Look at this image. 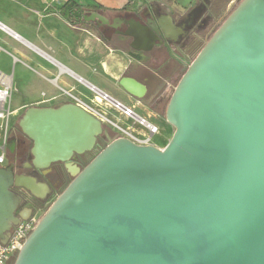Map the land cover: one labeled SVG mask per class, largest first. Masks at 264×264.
I'll list each match as a JSON object with an SVG mask.
<instances>
[{"label": "water", "instance_id": "water-1", "mask_svg": "<svg viewBox=\"0 0 264 264\" xmlns=\"http://www.w3.org/2000/svg\"><path fill=\"white\" fill-rule=\"evenodd\" d=\"M147 23L163 38L183 34L169 15ZM165 117L174 130L163 147L120 137L79 167L67 160L93 147L100 121L76 104L25 108L18 124L33 141L32 166L66 161L73 177L13 264H264V0H240L221 22ZM13 167L0 166L1 244L29 216L16 214L11 187L50 191Z\"/></svg>", "mask_w": 264, "mask_h": 264}, {"label": "crops", "instance_id": "crops-1", "mask_svg": "<svg viewBox=\"0 0 264 264\" xmlns=\"http://www.w3.org/2000/svg\"><path fill=\"white\" fill-rule=\"evenodd\" d=\"M128 2L134 8L154 3L160 15L171 18L186 13L195 4V0H0V23L6 28L0 27V72L10 78L9 107L13 116L29 105L53 96L56 98L52 100L59 101L68 97L64 95L68 93L87 109L108 117L100 107L110 105L94 99L96 92L92 87L122 103L132 100L120 92V87L125 90L131 87L132 92L128 91L135 93V97L142 95L146 86L140 72L124 75L127 61L122 54L103 44L85 24L72 22L70 15L75 5L86 11V6L93 4L102 6L101 12L106 15H116L113 11ZM172 22L178 26L173 19ZM151 32L150 48L155 45L159 49V42H151L155 36ZM191 53L188 56L182 53L181 60L177 58L181 64L177 71L181 69L183 73ZM176 70L171 71L172 76ZM153 71L150 105H156L155 101L163 97L168 82L166 76ZM137 101L133 99L131 103ZM154 117L157 118V113L150 107V121Z\"/></svg>", "mask_w": 264, "mask_h": 264}, {"label": "flooded vegetation", "instance_id": "flooded-vegetation-1", "mask_svg": "<svg viewBox=\"0 0 264 264\" xmlns=\"http://www.w3.org/2000/svg\"><path fill=\"white\" fill-rule=\"evenodd\" d=\"M239 1L240 0H195V4L186 13L178 17L172 15L174 22L177 23L178 26L184 28L183 34L179 35L175 40H172L170 37H160L159 34L152 31L147 23L149 18H154V16L161 14L154 3H148L147 5L145 3L144 7H140V12L131 11V13H124L123 15L111 14V16H109L99 11H92L100 13L107 19L106 22L99 18L85 20L84 15H88L91 12L71 9L70 15L72 17L71 19H73L72 22L76 24H85L87 27L91 28L92 32L97 35L96 37L103 44L118 50L122 54V59L127 61L126 69L123 74L128 75L133 74L134 71H139L140 79L146 87L142 95L135 97V93H130L128 90L119 86L120 92L132 101L133 99L136 101L138 100L136 103H131L132 101L128 103L119 102L107 93L92 87L93 91L97 94L94 95V99L99 97L100 101H102V96L105 95V102L111 107L114 104L108 101L107 97H111L118 103L116 107L118 121L112 120L109 117L99 116V114L87 109L82 103L68 93L64 94L68 97L61 98L59 101L52 100L56 98V96H53L36 104V107L48 108H58L67 104H76L100 121L101 131L96 135L93 147L82 153L72 154L67 161L79 167H83L109 142L120 137L128 138L139 144L145 145L151 143L155 145L152 141L154 134L150 138V131L148 130L150 128V123L156 126L157 133H159V131L166 132L170 138L171 135L169 132L171 124L166 120L165 108L176 83L181 77L180 75H182L181 69L178 71L176 70L178 66H181L178 59H180L182 53L183 56H188L191 51L192 59L195 52L199 49L197 46L201 43L202 38L208 37L207 35L214 29L215 24L220 20H224L226 17L223 9H226L227 6L232 4V10ZM221 4L224 5L221 7ZM76 11L80 13L79 16L73 14V12ZM150 31L155 35V41L161 44L159 49H157L155 45L150 48ZM153 70L168 78V82L165 84L163 97L155 101L156 105H150V75L153 74ZM172 70H176L174 76L171 75ZM150 107H153L157 113V118H151L152 121H150ZM127 110L128 113L126 114L125 111ZM22 112L24 113V110ZM120 121L124 125L120 124ZM137 126H142V130H136ZM138 132L140 134L147 133V143H140L134 140L133 136L138 135ZM12 134H15V136H12V139L16 141L15 149L9 150L8 154L5 155V163L0 166L13 163V171L15 174L22 173L33 175L38 180L46 182L50 186V191L44 199L33 196L21 187H11V190L19 196L16 214L21 212L25 216H31L34 214V211L45 206V199L55 190L56 184L54 185L53 182H56L58 185L60 182L66 181L67 179L71 180L73 175L65 168L64 164L66 161L56 160L51 162L48 167L41 169L33 167L31 163L33 158L31 153V148L33 146L32 139L28 137L18 125L17 132ZM94 150H97V152L92 156ZM17 166H20V171L17 170Z\"/></svg>", "mask_w": 264, "mask_h": 264}, {"label": "built area", "instance_id": "built-area-1", "mask_svg": "<svg viewBox=\"0 0 264 264\" xmlns=\"http://www.w3.org/2000/svg\"><path fill=\"white\" fill-rule=\"evenodd\" d=\"M0 27L6 29L1 23ZM14 36L16 34L12 33ZM12 91V86L10 83V78L0 72V120H5L9 118L13 112L9 107V99ZM102 101H105V95L102 96ZM100 101V102H102ZM115 108L116 104L113 105ZM128 113V110L125 111ZM98 114V113H96ZM99 116H102L99 114ZM150 138L153 134H156L157 128L155 125L150 123ZM134 140L140 143H147L148 136L146 134H138L133 136ZM5 148L2 146L0 148V165L5 163ZM40 218L32 214L26 219L21 220L17 225L13 226L8 235V241L6 244L0 243V264H9L12 259H15L16 254L21 247L24 240L27 238L29 233L35 228L36 224Z\"/></svg>", "mask_w": 264, "mask_h": 264}, {"label": "rangeland", "instance_id": "rangeland-1", "mask_svg": "<svg viewBox=\"0 0 264 264\" xmlns=\"http://www.w3.org/2000/svg\"><path fill=\"white\" fill-rule=\"evenodd\" d=\"M223 5L224 4H221L220 6L222 7ZM231 5L232 4H230L228 7H226V9H223L225 11V15L226 14L228 15L231 12ZM223 17H225V16H223ZM220 22H221V20L217 24H215L214 29H217V27L219 26V24H221ZM214 29L209 32V34L207 35L208 37H203L202 38L201 43H199V45L197 46V48H199V49L198 50L196 49L197 51L193 55V57L190 60V62L196 56V54L198 53V51L200 50V48L204 45V43L207 41V39L215 31ZM92 95L93 94H91V96ZM29 106H36V105H29ZM29 106H27V107H29ZM27 107H25V108H27ZM25 108L22 109L20 112H18L15 116H13V114H12V115L9 116V118H7L5 120H0V148L2 146L5 148V154H8V152H9L10 149H12V150L15 149L16 141H14V139H12V136H15V134H12V133L17 132V125L19 126L18 121L21 118V116L23 115V112L22 111L25 110ZM100 108H101V111H103L110 119L118 121L117 120L118 113H117L116 108H114L113 106L112 107L111 106H107L105 104H102ZM120 124L124 125L123 123H121V121H120ZM142 128H143L142 126H137L136 130H140V129L142 130ZM173 130H174V128H173V126H171L170 127V132H169L170 135L172 134ZM139 132H138V134H140ZM140 135H142V133ZM168 139H169L168 134L166 132H162V131H159V133L154 134V136L152 137V141L155 144L160 145L161 147L164 146L163 145L164 142L168 141ZM96 152H97V150H94L93 153H92V156ZM17 167H18L17 170L20 171L21 170L20 166H17ZM69 180L70 179H67L66 181H62L58 185H57L56 182H53L54 185L56 184L55 185V190H53V192H51V194L45 199V206L42 207L41 209H37V211H34L33 212L34 215H36L38 218L41 219V217L47 211V209L49 208V206L51 205V203L54 201V199L57 197V195L68 184ZM40 199H44V198H40ZM13 262H14V259H12L9 264H13Z\"/></svg>", "mask_w": 264, "mask_h": 264}, {"label": "trees", "instance_id": "trees-1", "mask_svg": "<svg viewBox=\"0 0 264 264\" xmlns=\"http://www.w3.org/2000/svg\"><path fill=\"white\" fill-rule=\"evenodd\" d=\"M74 8L76 9V10H82V9H80V5H75L74 6ZM234 8H235V6H234ZM233 8V9H234ZM86 11L87 12H92V11H99V12H101V10H103V8H102V6H100V5H87L86 6ZM232 9V10H233ZM231 10V11H232ZM131 11L133 12V11H137V12H140V7L139 6H137V7H135L134 8V5H132L130 2H128V4L126 5V6H124L123 8H121V9H117V10H114L113 12H115L116 14H119V15H123L124 13H131ZM227 15V14H226ZM227 17V16H226ZM225 19V18H224ZM222 22V21H221ZM220 22V23H221ZM220 25V24H219Z\"/></svg>", "mask_w": 264, "mask_h": 264}, {"label": "bare ground", "instance_id": "bare-ground-1", "mask_svg": "<svg viewBox=\"0 0 264 264\" xmlns=\"http://www.w3.org/2000/svg\"><path fill=\"white\" fill-rule=\"evenodd\" d=\"M96 100H98L100 102V98L99 97H96ZM36 191L38 193H40L41 195H43L44 191H45V187L44 185H40L39 189H36Z\"/></svg>", "mask_w": 264, "mask_h": 264}]
</instances>
